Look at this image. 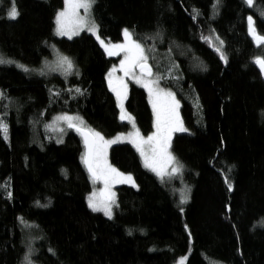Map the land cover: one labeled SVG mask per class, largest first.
I'll return each instance as SVG.
<instances>
[{
	"label": "trees",
	"instance_id": "obj_1",
	"mask_svg": "<svg viewBox=\"0 0 264 264\" xmlns=\"http://www.w3.org/2000/svg\"><path fill=\"white\" fill-rule=\"evenodd\" d=\"M12 3L0 0V57L13 61L0 64V264H27L26 256L32 264H174L184 256L185 264H264V80L254 63L264 45L248 36L249 16L264 35V0L92 4L104 41H122L127 29L145 48L187 129L170 146L181 171L163 180L130 145L109 148L110 164L137 184L115 188L111 219L86 206L91 183L78 132L66 127L58 141L48 127L67 114L104 138L130 132L106 80L119 58L87 33L55 35L63 0H14V20ZM59 57L72 62L70 72ZM125 107L149 136L145 91L130 84Z\"/></svg>",
	"mask_w": 264,
	"mask_h": 264
},
{
	"label": "snow or ice",
	"instance_id": "obj_2",
	"mask_svg": "<svg viewBox=\"0 0 264 264\" xmlns=\"http://www.w3.org/2000/svg\"><path fill=\"white\" fill-rule=\"evenodd\" d=\"M95 0H64V9L57 13L56 16V33L57 35L67 36L69 39L74 35H79L81 31L87 30L91 34L98 36V30L94 22L87 19L89 11ZM249 6H254V0H244ZM80 9L84 10V16L80 15ZM9 19H16L19 15L18 10L15 6L14 0L7 13ZM264 15V12H262ZM248 31L249 35L257 43L258 46L264 45V35L259 34L256 31L254 20L251 16L248 17ZM126 43L117 45H106L103 40H100L101 47L104 48L105 52L111 55H117L120 52L124 53V59L120 63V71L124 73V76L134 80L141 87L147 89L150 96V103L153 106V112L156 120L154 127L156 131L148 136L146 139L140 136L138 130L130 133L128 137L117 136L114 139L106 140L100 133L88 129V135H84L81 130L83 121L78 117L73 118L69 116L56 117V121H63L67 123L68 128H75L77 132H80L84 136V143L86 152L82 156V162L85 164L90 177L95 183L97 180H103L105 184V192L107 193L104 199L98 200L93 194L89 198L88 206L93 211H103L104 214L111 219L112 218V206L115 205V193L111 192L109 181L112 176L120 177V182L133 183L131 176H123L115 168L111 167L107 163L106 151L107 147L111 144L122 142L124 139H129L136 147L137 151L140 152L141 157L144 158L145 167L150 168L156 173L161 180L164 179L165 175H176L181 171L182 165L176 161L175 157L168 151L170 148L171 134L174 131H187L183 127L182 122L179 119L177 109L179 108L178 101L171 92H166L158 87V80H149L148 77L153 75L151 67L148 64V57L145 54L144 48L140 43L132 40V34L125 29L123 33ZM218 39V38H217ZM223 41H220V46L216 48V51L220 53L222 60L227 62V57L221 51ZM13 63L11 60H5L0 57V64ZM261 72L264 73V59L257 57L254 60ZM17 67L23 68L22 65ZM58 67L62 68L65 73L70 72L73 65L67 57H59ZM139 69V74H137ZM28 71L27 68H24ZM116 68H113L108 74L109 88L116 93L118 106L121 109L120 119L129 121L133 129H135L134 119L128 115L122 103V91L118 90L117 87L113 86V73ZM119 79L120 88L123 89V94L126 96V85L123 84V79ZM79 92V89H76ZM159 104V108H158ZM75 121V122H74ZM62 131V129H60ZM0 132H3L5 139L7 138V126L0 120ZM136 139H132V136ZM146 146V147H145ZM151 154V159L149 158ZM157 162L159 166H157ZM170 167L171 171L168 172ZM227 182V181H226ZM229 190H231V184H229ZM11 195V193H9ZM185 202V199H181V203ZM27 264H32L28 256L25 257ZM179 264H184V258H181Z\"/></svg>",
	"mask_w": 264,
	"mask_h": 264
},
{
	"label": "rangeland",
	"instance_id": "obj_3",
	"mask_svg": "<svg viewBox=\"0 0 264 264\" xmlns=\"http://www.w3.org/2000/svg\"><path fill=\"white\" fill-rule=\"evenodd\" d=\"M64 7H65V5H64V0H63V8L61 9V10H63L64 9ZM60 10V11H61ZM59 11V12H60ZM80 15L81 16H84V10L83 9H80ZM56 16H57V14H56ZM56 16H55V19H54V33H55V35L57 36V37H64V38H67V39H69L67 36H61V35H57V33H56ZM87 19L88 20H90L91 22H94L93 21V19H92V16H91V9H90V11H89V15H88V17H87ZM95 23V22H94ZM95 25H96V23H95ZM96 27H97V25H96ZM97 30H98V28H97ZM81 33H87V34H89V35H91L97 42H98V44L100 45V47H101V44H100V40H103L100 36H99V34H98V36H99V40L97 39V36H95V35H93V34H91L89 31H87V30H84V31H81L79 34H81ZM76 36H78V35H74V36H72V38H74V37H76ZM133 40V39H132ZM104 41V40H103ZM133 41H135V40H133ZM105 42V44L106 45H117V44H125L126 43V40H125V37H124V35H123V38H122V41H120V42H118V43H110V42H106V41H104ZM136 42V41H135ZM142 46V45H141ZM143 47V46H142ZM103 50H104V48L103 47H101ZM144 48V47H143ZM144 50H145V48H144ZM104 52H105V50H104ZM106 53V52H105ZM107 54V53H106ZM145 54H146V51H145ZM107 56H109L108 54H107ZM109 57H118L119 58V61H118V63L116 64V65H113L112 67H111V69L108 71V73H107V75H106V80H107V82L109 83V81H108V74H109V72L113 69V68H116V71L113 73V76H112V79H113V86L114 87H117L118 88V90H121L122 91V103H123V108H124V110H125V112L128 114V112L126 111V107H125V103H126V99H127V97H128V91H129V86H130V84H134V85H136V86H138L139 88H142L144 91H145V93H146V95H147V101H148V104H149V106H150V109H151V112H152V117H153V132L150 134V135H152L155 131H156V129H155V127H154V124H155V120H156V117H155V114H154V112H153V106H152V103H150V96H149V93H148V91H147V89L146 88H144V87H141L139 84H137L134 80H132V79H129V78H127V77H125L124 76V73L122 72V71H120V63H121V61L124 59V53L123 52H120L119 54H117V55H111V56H109ZM151 70H152V73H153V75L151 76V77H148L147 79H149V80H158V87L160 88V89H163L164 91H166V92H171L170 90H167V89H165L163 86H161V84H160V81H159V78H158V75H157V73H156V71L153 69V68H151ZM137 71V74H139V69H137L136 70ZM118 78H122L123 79V84H125L127 87H126V96L123 94V89H121L120 88V84H119V79ZM112 91V90H111ZM172 93V92H171ZM112 94H113V96H114V98H115V101H116V105H117V108H118V113H119V118H120V116H121V109H120V107L118 106V102H117V96H116V93L115 92H113L112 91ZM172 95L175 97V100L176 101H178L177 100V98H176V96L172 93ZM178 103H179V101H178ZM158 108H159V104H158ZM177 112H178V116H179V119H180V121H181V117H180V104H179V108L177 109ZM69 116V117H73V118H76V117H78V116H75V115H67V114H60V115H58V116H56V117H59V116ZM128 115H130V114H128ZM131 116V115H130ZM55 117V118H56ZM132 117V116H131ZM55 118L50 122V124H49V131L56 137V140H58V141H61L62 140V133H63V130L67 127V123L66 122H63V121H56L55 120ZM80 120H82L80 117H78ZM133 118V117H132ZM83 121V120H82ZM124 122H127L129 125H130V132H128V133H122V134H117V135H115V136H113V137H111V138H105L106 140H111V139H114L115 137H117V136H124V137H128L129 136V134L130 133H133L134 134V132L137 130V126H136V124H135V129H133V126H132V124L129 122V121H127V120H123ZM75 122V121H74ZM60 129H62V131L60 130ZM72 129H74L75 130V128H72ZM81 129H84V130H86V131H88V129H91V130H93V131H95L94 129H92V128H90L84 121H83V125L81 126ZM95 132H97V131H95ZM183 132H185V131H174V132H172V134H171V140H172V138H173V136L175 135V134H180V133H183ZM149 135V136H150ZM141 137H144V136H142V135H140ZM148 137V136H147ZM147 137H144L145 139L147 138ZM132 139H136L135 138V136L133 135L132 136ZM117 144H127V145H130L136 152H137V154L139 155V157H140V160H141V162H142V166L145 168V169H147V170H149L150 172H152L154 175H156V173L155 172H153L152 170H150V168H148V167H145V162H144V158L143 157H141V155H140V152H138L137 151V149H136V147L133 145V143L129 140V139H124L122 142H118V143H114V144H111L110 146H108L107 147V151H106V158H107V163L109 164V165H111L110 164V162H109V158H108V153H109V148L111 147V146H113V145H117ZM170 146H171V142H170ZM146 147V146H145ZM168 151L171 153V155H172V152H171V149L169 148L168 149ZM173 156V155H172ZM149 158L151 159V154L149 153ZM157 166H159V164H158V162H157ZM111 167H113L112 165H111ZM113 168H115V167H113ZM116 169V168H115ZM117 170V169H116ZM118 171V170H117ZM170 171H171V169H170V167L168 168V172L170 173ZM119 172V171H118ZM119 173H121V172H119ZM180 173V172H179ZM178 173V174H179ZM123 176H131V178H132V181L134 182V184H135V186H133V183H130V182H120V177H115L114 175L112 176V179H110V181H109V186H110V189H111V192L112 193H115V188L116 187H118V186H128V187H133V188H137V184H136V181H135V179H134V177L132 176V175H130V174H124V173H121ZM178 174H176V175H178ZM157 176V175H156ZM166 176H170V175H165L164 177H166ZM171 176H173V175H171ZM158 177V176H157ZM160 178V177H159ZM90 183H91V190H90V193L87 195V197H86V206H87V208L89 209V210H91L92 212H95V213H100L102 216H104L105 218H107V219H109L105 214H104V212L103 211H93L91 208H89V206H88V202H89V198L90 197H92L93 196V194H95V197H96V199H98V200H101V199H104L105 197H106V195H107V193L105 192V184H104V182H103V180H97L95 183H93V181H92V179H91V177H90ZM112 209H113V206H112ZM181 258H184V264L186 263V260H187V256H184V257H180L174 264H179V261L181 260ZM211 264H223V263H211Z\"/></svg>",
	"mask_w": 264,
	"mask_h": 264
},
{
	"label": "water",
	"instance_id": "obj_4",
	"mask_svg": "<svg viewBox=\"0 0 264 264\" xmlns=\"http://www.w3.org/2000/svg\"><path fill=\"white\" fill-rule=\"evenodd\" d=\"M248 36L253 40V38L249 35V31H248ZM253 42H254V45H255V46H258L257 43H256L254 40H253ZM256 68H257V70H258V72H259L261 78L264 80V73L261 72V70H260V68H259V66H258L257 64H256ZM81 130H82V132L84 133V135H88V131H86V130H84V129H81ZM78 134H79V136H80V138H81V140H82V143H83V146H84V154H85V152H86V148H85V143H84V136L81 135L80 132H78ZM84 167H85L87 173L89 174V172H88V170H87L85 164H84ZM89 175H90V174H89Z\"/></svg>",
	"mask_w": 264,
	"mask_h": 264
},
{
	"label": "bare ground",
	"instance_id": "obj_5",
	"mask_svg": "<svg viewBox=\"0 0 264 264\" xmlns=\"http://www.w3.org/2000/svg\"><path fill=\"white\" fill-rule=\"evenodd\" d=\"M150 66V65H149Z\"/></svg>",
	"mask_w": 264,
	"mask_h": 264
}]
</instances>
